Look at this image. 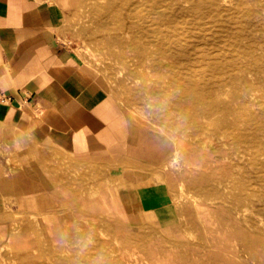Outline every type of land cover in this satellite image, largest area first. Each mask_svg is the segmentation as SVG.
Here are the masks:
<instances>
[{"label": "rangeland", "instance_id": "rangeland-1", "mask_svg": "<svg viewBox=\"0 0 264 264\" xmlns=\"http://www.w3.org/2000/svg\"><path fill=\"white\" fill-rule=\"evenodd\" d=\"M58 1L66 10L64 38L107 104L75 146H0L10 186L0 211V264H51L40 245L53 235V210L28 187L39 182L31 177L81 181L90 153L123 143L126 125L141 121L169 150L161 181L175 200L155 182V171L144 170L130 189L145 191L134 203L162 233L173 236L185 217L160 224L151 213L176 211L178 204L192 209L194 224L207 218L216 224L220 213L230 225L255 221L264 238V0ZM32 147L49 155L39 162ZM187 237L194 242L176 244L185 264H201L202 256L218 264L216 243L202 253L197 232ZM104 245L81 244L80 263L89 264L92 254L105 264Z\"/></svg>", "mask_w": 264, "mask_h": 264}, {"label": "crops", "instance_id": "crops-1", "mask_svg": "<svg viewBox=\"0 0 264 264\" xmlns=\"http://www.w3.org/2000/svg\"><path fill=\"white\" fill-rule=\"evenodd\" d=\"M65 17L58 0H0V90L12 96L10 102H0V146L25 142L28 147L33 141L75 146L107 104L64 38ZM125 131L123 143L90 153L85 160L90 171L79 182L76 176L31 177L39 182L31 181L28 187L40 190L39 202L53 210L49 220L53 235L40 245L51 264H81L79 248L85 243L105 244V264H185L187 256L176 244L194 242L187 237L193 232L202 253L208 252L209 241L216 243L218 264H264V238L257 235L252 220H234L230 225L219 213L216 224L207 218L198 225L189 206L176 204V211L151 213L160 224L185 217L173 236L162 233L163 227L143 212L146 208L134 203L145 191L130 188L144 170L155 171V182L163 184L160 167L169 150L142 121L128 123ZM30 152L39 162L49 155L46 149L32 147ZM106 179L114 183L106 186ZM163 188L175 200L172 188L164 184ZM9 189L0 168V211ZM77 228L82 231L76 234ZM210 230L219 231L213 235ZM92 259L96 256L90 254L89 264H96ZM201 264H207L203 256Z\"/></svg>", "mask_w": 264, "mask_h": 264}, {"label": "built area", "instance_id": "built-area-1", "mask_svg": "<svg viewBox=\"0 0 264 264\" xmlns=\"http://www.w3.org/2000/svg\"><path fill=\"white\" fill-rule=\"evenodd\" d=\"M12 100V96L0 90V102L7 103Z\"/></svg>", "mask_w": 264, "mask_h": 264}, {"label": "bare ground", "instance_id": "bare-ground-1", "mask_svg": "<svg viewBox=\"0 0 264 264\" xmlns=\"http://www.w3.org/2000/svg\"><path fill=\"white\" fill-rule=\"evenodd\" d=\"M142 6V5H141ZM157 9V8H156ZM149 16V15H148ZM230 59V58H229ZM218 118V117H217ZM246 125V124H245Z\"/></svg>", "mask_w": 264, "mask_h": 264}]
</instances>
